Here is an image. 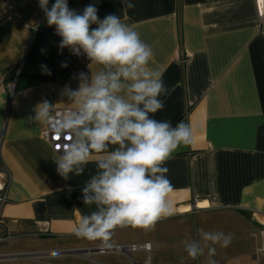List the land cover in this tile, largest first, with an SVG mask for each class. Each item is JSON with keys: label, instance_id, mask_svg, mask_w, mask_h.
I'll return each mask as SVG.
<instances>
[{"label": "crops", "instance_id": "crops-1", "mask_svg": "<svg viewBox=\"0 0 264 264\" xmlns=\"http://www.w3.org/2000/svg\"><path fill=\"white\" fill-rule=\"evenodd\" d=\"M131 2L135 8L125 9L123 0H68V5L82 12L91 4L100 19L117 15L152 46L150 66L162 70L170 89L154 118L173 126L183 121L194 134L193 142L163 165L174 188V215L153 230L117 228L105 253L96 251L101 241L75 234L80 217L96 210L82 200L95 164L65 180L53 161L58 154L42 137L45 124L28 118L44 100L72 107L61 91L66 85L78 89L82 71L57 70L53 80L10 91L7 82L25 58L35 27L41 32L54 26H48L44 13L40 17L38 0H0V188L5 192L0 216L5 227L11 238L48 241L50 246L27 255L43 259L42 264L70 257L93 264H207L206 250L193 260L182 243L199 239L197 229L234 234L229 247L217 246V264H264V250H258L264 230V31L253 0ZM52 46L49 36L42 49ZM100 70L93 64L83 73L90 77ZM136 243L151 248L115 249Z\"/></svg>", "mask_w": 264, "mask_h": 264}, {"label": "clouds", "instance_id": "clouds-1", "mask_svg": "<svg viewBox=\"0 0 264 264\" xmlns=\"http://www.w3.org/2000/svg\"><path fill=\"white\" fill-rule=\"evenodd\" d=\"M38 4L48 26H54L61 37V50L86 56L89 68L101 66L90 77L81 72L78 89L64 87L61 95L72 107L63 114L54 117L55 105L44 100L28 119L48 125L56 137L64 139L53 161L65 180L83 175L90 162L95 164L82 200L96 210L80 217L75 234L111 248L117 228L153 230L157 222L174 215L170 199L174 188L163 165L181 146L193 142V130L183 121L173 126L169 120L154 118L163 110L161 97L170 95V89L162 70L150 66L152 46L119 16L100 19L91 4L77 12L68 0H55L50 8L49 0H38ZM123 4L125 9L135 8L131 0ZM41 68L51 75L46 65ZM197 234L199 239L182 243L193 260L205 256L206 250L207 264H217V246L227 248L234 239V234L223 231L197 229Z\"/></svg>", "mask_w": 264, "mask_h": 264}, {"label": "built area", "instance_id": "built-area-1", "mask_svg": "<svg viewBox=\"0 0 264 264\" xmlns=\"http://www.w3.org/2000/svg\"><path fill=\"white\" fill-rule=\"evenodd\" d=\"M51 0H49L50 2ZM254 7L256 14L259 19V29L261 31H264V0H253ZM43 16V11L41 10L40 17L42 18ZM39 31L38 26L35 27L34 29V34ZM51 36L53 38V46H52V52L54 56V66L57 70L65 72V73H70L73 71H82V72H87L89 69V63L90 61L87 59L86 56L81 55H73L68 48H64L61 50L59 48V44L61 42V37L56 34L55 27L51 29L50 31ZM34 36V35H33ZM33 37L29 40V45L31 43ZM24 63V57L19 61L13 75L7 82V87L10 91L14 90L15 83L17 81L18 75L22 70ZM67 65L64 67L63 65ZM71 107H54L53 109V116L58 117L61 114H63L64 111L69 109ZM42 137L45 139V141L48 143L49 147L51 150L59 155L60 153V145L64 142L63 138L57 139V137L51 132L50 127L48 125H44V128L42 130ZM4 186V185H3ZM5 201V192H4V187L0 188V206L4 203ZM262 235V248H259L258 250H264V230L261 231ZM11 238V234L8 231V229L5 227L3 220L0 216V244L4 243L8 239ZM151 248L150 243H136V244H131L128 246H116V250H125V251H137V250H143V251H148ZM108 249L107 248H102L98 247L96 251L98 253H105ZM89 252V250H87Z\"/></svg>", "mask_w": 264, "mask_h": 264}, {"label": "trees", "instance_id": "trees-1", "mask_svg": "<svg viewBox=\"0 0 264 264\" xmlns=\"http://www.w3.org/2000/svg\"><path fill=\"white\" fill-rule=\"evenodd\" d=\"M49 36H51L49 30H43L41 32L37 31L34 34L24 58L22 70L19 73L15 83L14 91L54 79L57 69L54 66V56L52 49L46 51L42 49L46 38ZM42 65L47 66V69L51 71V75L44 74L41 68ZM28 68H33L35 70L33 72L25 71Z\"/></svg>", "mask_w": 264, "mask_h": 264}, {"label": "rangeland", "instance_id": "rangeland-1", "mask_svg": "<svg viewBox=\"0 0 264 264\" xmlns=\"http://www.w3.org/2000/svg\"><path fill=\"white\" fill-rule=\"evenodd\" d=\"M48 241L40 240L33 241L29 236L20 238H10L6 242L0 244V256L13 255V254H28L34 252L36 249L46 248ZM43 260V259H42ZM41 258L32 257H20L14 259H4L0 261V264H42ZM54 262L60 264H93L89 261L79 260L78 258H60L51 259Z\"/></svg>", "mask_w": 264, "mask_h": 264}, {"label": "water", "instance_id": "water-1", "mask_svg": "<svg viewBox=\"0 0 264 264\" xmlns=\"http://www.w3.org/2000/svg\"><path fill=\"white\" fill-rule=\"evenodd\" d=\"M86 250V249H82ZM28 254H13V255H5L4 257H0V260L2 259H14V258H20V257H26Z\"/></svg>", "mask_w": 264, "mask_h": 264}, {"label": "snow or ice", "instance_id": "snow-or-ice-1", "mask_svg": "<svg viewBox=\"0 0 264 264\" xmlns=\"http://www.w3.org/2000/svg\"><path fill=\"white\" fill-rule=\"evenodd\" d=\"M57 139H60L59 137H57Z\"/></svg>", "mask_w": 264, "mask_h": 264}]
</instances>
